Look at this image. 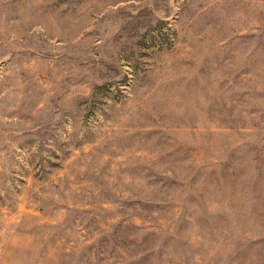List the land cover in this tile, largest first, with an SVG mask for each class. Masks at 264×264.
Here are the masks:
<instances>
[{
	"label": "rangeland",
	"instance_id": "1",
	"mask_svg": "<svg viewBox=\"0 0 264 264\" xmlns=\"http://www.w3.org/2000/svg\"><path fill=\"white\" fill-rule=\"evenodd\" d=\"M0 264H264V0H0Z\"/></svg>",
	"mask_w": 264,
	"mask_h": 264
}]
</instances>
